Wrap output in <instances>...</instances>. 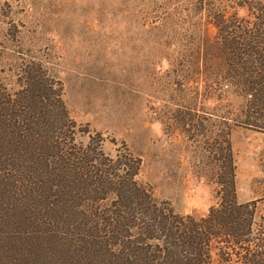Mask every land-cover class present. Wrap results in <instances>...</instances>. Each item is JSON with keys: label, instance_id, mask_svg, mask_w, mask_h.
Masks as SVG:
<instances>
[{"label": "trees", "instance_id": "1", "mask_svg": "<svg viewBox=\"0 0 264 264\" xmlns=\"http://www.w3.org/2000/svg\"><path fill=\"white\" fill-rule=\"evenodd\" d=\"M238 3L248 19L207 5L217 41L206 54L225 70L208 60L203 91L189 96L218 97L224 81L245 99L233 119L220 116L218 202L199 219L158 201L129 150L110 156L101 134L77 141L62 90L39 61L24 63L18 89L0 82V264H212V247L229 262L264 264V226H255L256 201L237 200L229 140L233 126L264 133V0ZM197 111L191 104L186 115Z\"/></svg>", "mask_w": 264, "mask_h": 264}, {"label": "rangeland", "instance_id": "2", "mask_svg": "<svg viewBox=\"0 0 264 264\" xmlns=\"http://www.w3.org/2000/svg\"><path fill=\"white\" fill-rule=\"evenodd\" d=\"M239 1L0 0V82L18 89L24 63L39 61L62 90L77 141L101 134L110 156L129 150L141 159L136 179L158 201L199 219L218 202L220 116L233 119L245 99L224 81L218 97L189 96L204 89V63L225 70L206 54L217 41L207 5L248 19ZM229 140L237 200L256 201L255 226H264V133L233 126ZM211 253L212 264H237Z\"/></svg>", "mask_w": 264, "mask_h": 264}]
</instances>
